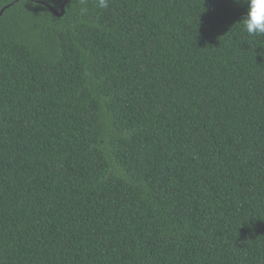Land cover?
Wrapping results in <instances>:
<instances>
[{
    "label": "trees",
    "instance_id": "trees-1",
    "mask_svg": "<svg viewBox=\"0 0 264 264\" xmlns=\"http://www.w3.org/2000/svg\"><path fill=\"white\" fill-rule=\"evenodd\" d=\"M0 0V264H264V35L234 0Z\"/></svg>",
    "mask_w": 264,
    "mask_h": 264
},
{
    "label": "clouds",
    "instance_id": "clouds-1",
    "mask_svg": "<svg viewBox=\"0 0 264 264\" xmlns=\"http://www.w3.org/2000/svg\"><path fill=\"white\" fill-rule=\"evenodd\" d=\"M244 6L240 21L243 30L249 35H264V0H234ZM100 7H107L106 0H99Z\"/></svg>",
    "mask_w": 264,
    "mask_h": 264
},
{
    "label": "water",
    "instance_id": "water-1",
    "mask_svg": "<svg viewBox=\"0 0 264 264\" xmlns=\"http://www.w3.org/2000/svg\"><path fill=\"white\" fill-rule=\"evenodd\" d=\"M67 1H68V0H66V1L64 2V4H63V6L61 7V10H60V11H58V10L55 9V8H51V11L55 14V16H57V17H62V16L64 15V13H65V9H64V7H65ZM2 14H3V12L0 13V16H1Z\"/></svg>",
    "mask_w": 264,
    "mask_h": 264
}]
</instances>
